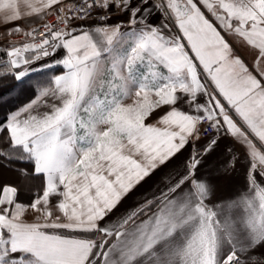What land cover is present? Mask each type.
Masks as SVG:
<instances>
[{"label":"snow or ice","instance_id":"snow-or-ice-1","mask_svg":"<svg viewBox=\"0 0 264 264\" xmlns=\"http://www.w3.org/2000/svg\"><path fill=\"white\" fill-rule=\"evenodd\" d=\"M26 7L28 30L0 0L8 34L25 36L0 51V81L13 80L0 106L55 71L0 121V159L42 181L30 205L3 186L0 264H264V0ZM164 106L161 126L145 123ZM238 172L240 190L218 194Z\"/></svg>","mask_w":264,"mask_h":264},{"label":"crops","instance_id":"crops-1","mask_svg":"<svg viewBox=\"0 0 264 264\" xmlns=\"http://www.w3.org/2000/svg\"><path fill=\"white\" fill-rule=\"evenodd\" d=\"M70 1L71 0H64L65 4H68ZM16 2H17V7H18V10L20 12V15L22 17V19L16 21V23L19 24L22 29H24V28H26V27H28L30 25L35 24V23H30V20H29V18L26 15L30 11V9H28L26 7V0H16ZM27 2L28 3H32V2H34V0H27ZM81 23H85L86 25L87 24H91V23H87V22H81ZM110 23H111V21H110ZM13 27H14V25L12 23H4V13L0 12V39H2L4 37H6L7 35H9L8 34V30L12 29ZM85 30H87V27H85ZM250 54H251V52L248 54L247 51L245 50V55H248V57H244L243 56L244 54L240 53V50H238L236 48V55H238L243 60V62L249 67L250 70H253L254 74H257L254 71L253 66H252V65H254L255 56L254 55L252 56ZM45 62H47V61H43L41 63H45ZM35 66H38V65H33V67H35ZM261 69H264V68H261ZM53 71H55V70H53ZM39 90L40 89H38L37 94L30 101H32L33 99L37 98ZM29 102H27L24 105H27ZM124 102L125 103H131L132 100H131V98H129V99L125 100ZM42 103H43V100L38 101V107L33 109V114H37L38 112L45 111V109L43 107H39V105H42ZM169 110L170 109H169L168 106H164V107H161V108L155 110L150 115V117L145 120V123L149 124V125L161 126V125L158 124V120H159L160 117H162L164 114H166V112L169 111ZM21 118H23V117H21ZM18 176H19L21 181H18V182H4V184L2 185V187L0 189V194H2L3 186H5V185L14 186V187H16L18 189V202H20V203H22L24 205H30V203L38 195H42V187H41L42 181H41V179L33 178L30 175L21 176V175L18 174ZM31 180H33V182H31ZM242 186H243V179H242L241 174L238 172L237 176H236V179L231 184H229L226 187H224L222 192L218 190V194L224 195V196H230V195H233L235 192L239 191ZM147 187L148 186L146 185L145 189ZM32 188H34L37 192L36 193L32 192L30 195L25 196V192L31 191ZM143 190L144 189H141V191H143ZM149 195H151V193H149ZM53 203H55L54 200H53ZM131 204H132L131 200L126 202V206L131 205ZM56 214H58V213H56ZM35 215L36 214L33 213V211L30 208H28L26 210V212H25V216L27 217V220L29 222H31V221H33L35 219Z\"/></svg>","mask_w":264,"mask_h":264},{"label":"trees","instance_id":"trees-1","mask_svg":"<svg viewBox=\"0 0 264 264\" xmlns=\"http://www.w3.org/2000/svg\"><path fill=\"white\" fill-rule=\"evenodd\" d=\"M0 51H4V49H0ZM54 74L53 70H47L44 73H34L32 74L26 81L27 84L32 85L33 87L26 88L23 92H21L20 88H17L15 91L12 92V102L10 104L0 106V121L6 120L8 115L22 107L24 104L29 102L38 92L39 87H37L40 83H46L48 80L51 79V76ZM0 83L10 85L13 83L11 77H8L4 81H0ZM16 172L17 174L21 175L19 171V165L15 162L9 163L4 159H0V174L8 173V172ZM22 176V175H21ZM25 176V175H24ZM4 177L0 176V189L4 184ZM36 193L37 191L32 188L31 191L25 192V196L30 195L31 193Z\"/></svg>","mask_w":264,"mask_h":264},{"label":"built area","instance_id":"built-area-1","mask_svg":"<svg viewBox=\"0 0 264 264\" xmlns=\"http://www.w3.org/2000/svg\"><path fill=\"white\" fill-rule=\"evenodd\" d=\"M79 0H71L68 4H72V3H78ZM55 16L54 15H49L44 21H40L39 23H52L55 20ZM81 23V22H78ZM87 23H93V21H87ZM38 26L37 24H33L30 25L26 28H24V30H28L30 27H36ZM62 27V25H61ZM40 31H43V29L41 28ZM40 32H36V40L39 41L40 39ZM25 41V36L23 34V32L19 33V34H12V35H8L7 37H5L4 39L0 40V49H6L8 45L16 43L19 44L21 42Z\"/></svg>","mask_w":264,"mask_h":264},{"label":"rangeland","instance_id":"rangeland-1","mask_svg":"<svg viewBox=\"0 0 264 264\" xmlns=\"http://www.w3.org/2000/svg\"><path fill=\"white\" fill-rule=\"evenodd\" d=\"M4 38H2V39H4ZM229 39H233V38L230 37ZM234 48H235V54H236V48H237L238 50H240V53L244 54L243 55L244 57H248V55H245V50L247 51L248 54L251 52L250 55H252V56L254 55V52L250 48H248V47L246 48L245 46H241L239 43H234ZM259 68L260 69L264 68V62L260 63ZM0 176L4 177V179H2L4 181H2V182H18V181H21L19 176H18V174L16 172L14 173V172H10L9 171L8 173L6 172V173H3V174H0ZM31 182H33V180H31Z\"/></svg>","mask_w":264,"mask_h":264}]
</instances>
